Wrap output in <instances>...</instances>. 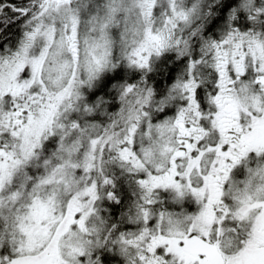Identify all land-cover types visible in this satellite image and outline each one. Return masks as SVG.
Instances as JSON below:
<instances>
[{
    "label": "snow or ice",
    "instance_id": "1",
    "mask_svg": "<svg viewBox=\"0 0 264 264\" xmlns=\"http://www.w3.org/2000/svg\"><path fill=\"white\" fill-rule=\"evenodd\" d=\"M0 264H264V0H0Z\"/></svg>",
    "mask_w": 264,
    "mask_h": 264
}]
</instances>
